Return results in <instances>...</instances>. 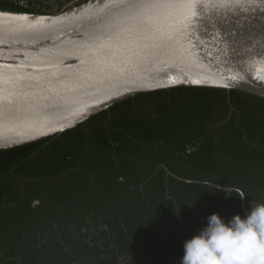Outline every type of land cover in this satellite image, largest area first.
I'll return each instance as SVG.
<instances>
[{"label": "trees", "instance_id": "16d2710c", "mask_svg": "<svg viewBox=\"0 0 264 264\" xmlns=\"http://www.w3.org/2000/svg\"><path fill=\"white\" fill-rule=\"evenodd\" d=\"M0 8L30 10L11 0ZM264 203V98L175 87L0 149V264H180L206 217Z\"/></svg>", "mask_w": 264, "mask_h": 264}, {"label": "water", "instance_id": "95a60500", "mask_svg": "<svg viewBox=\"0 0 264 264\" xmlns=\"http://www.w3.org/2000/svg\"><path fill=\"white\" fill-rule=\"evenodd\" d=\"M175 87L264 98V11L253 0H81L53 13L0 8V149ZM241 207L245 214L244 197Z\"/></svg>", "mask_w": 264, "mask_h": 264}, {"label": "clouds", "instance_id": "9594fccd", "mask_svg": "<svg viewBox=\"0 0 264 264\" xmlns=\"http://www.w3.org/2000/svg\"><path fill=\"white\" fill-rule=\"evenodd\" d=\"M253 7L264 11V0H253ZM206 220L184 241L180 264H264V203L251 200L243 218L212 213Z\"/></svg>", "mask_w": 264, "mask_h": 264}, {"label": "built area", "instance_id": "2783aa9c", "mask_svg": "<svg viewBox=\"0 0 264 264\" xmlns=\"http://www.w3.org/2000/svg\"><path fill=\"white\" fill-rule=\"evenodd\" d=\"M13 3L24 9L34 12L53 13L73 5L81 0H64L60 3H46L40 0H11Z\"/></svg>", "mask_w": 264, "mask_h": 264}, {"label": "crops", "instance_id": "0c3cea01", "mask_svg": "<svg viewBox=\"0 0 264 264\" xmlns=\"http://www.w3.org/2000/svg\"><path fill=\"white\" fill-rule=\"evenodd\" d=\"M40 1H44V2H46V3H51V4H53V3H60V2H62V1H64V0H40Z\"/></svg>", "mask_w": 264, "mask_h": 264}]
</instances>
